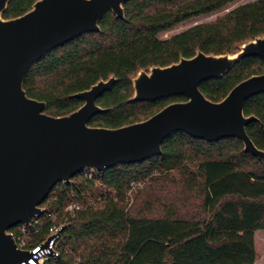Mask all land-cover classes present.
<instances>
[{
    "label": "trees",
    "instance_id": "trees-1",
    "mask_svg": "<svg viewBox=\"0 0 264 264\" xmlns=\"http://www.w3.org/2000/svg\"><path fill=\"white\" fill-rule=\"evenodd\" d=\"M36 1L11 0L2 18L22 16ZM237 1L129 0L123 6L124 19L109 11L98 24L99 32L84 33L35 63L23 89L28 98L46 104L47 115L60 117L82 105L74 94L114 76L113 88L96 101L105 112L88 125L116 129L143 121L185 99L130 102V79L138 70L169 66L197 51L234 54L240 45L264 36V0H255L213 21L159 38ZM263 72L260 58L247 57L199 89L208 100L219 102L239 82ZM244 115L257 119L246 126V133L264 151V94L245 102ZM156 174L160 176L154 178ZM147 178L152 185L127 208L131 183ZM86 196L100 200L101 205L84 207L68 220L60 256L50 264H254V237L264 232V158L245 153L236 138L208 143L174 133L162 143L159 156L117 165L95 173L92 179L80 173L70 185L58 183L42 207L54 213L73 198L81 201ZM40 219L34 244L52 224L47 215Z\"/></svg>",
    "mask_w": 264,
    "mask_h": 264
},
{
    "label": "water",
    "instance_id": "water-1",
    "mask_svg": "<svg viewBox=\"0 0 264 264\" xmlns=\"http://www.w3.org/2000/svg\"><path fill=\"white\" fill-rule=\"evenodd\" d=\"M10 1L0 0V264L29 259L31 253L17 249L8 230L43 215L40 206L58 183L70 185L85 170L104 172L159 156L162 143L174 133L208 143L236 138L245 153L264 158L246 133V126L257 119L244 115L245 102L264 94V72L239 82L219 102L208 100L199 89L244 58L264 62V36L240 45L234 54L197 51L169 66L138 70L130 79V102L185 101L116 129L91 127L90 119L105 112L96 101L113 88L114 76L74 94L82 105L60 117L47 115L44 102L28 98L23 83L46 54L84 33L99 32L107 12L124 19L123 6L129 0H37L22 16L5 20L2 14ZM50 240L35 251L47 248Z\"/></svg>",
    "mask_w": 264,
    "mask_h": 264
},
{
    "label": "built area",
    "instance_id": "built-area-1",
    "mask_svg": "<svg viewBox=\"0 0 264 264\" xmlns=\"http://www.w3.org/2000/svg\"><path fill=\"white\" fill-rule=\"evenodd\" d=\"M82 173L86 179H92L97 172L94 170H85ZM137 185H139V183L132 182L131 189L135 188ZM114 196L115 194L112 193L111 198L113 199ZM97 205H101V201L91 196H86L81 201H77L73 198L65 208L54 213H49L47 208L41 205V209L45 210L43 215H47V219L51 221L52 224L48 228L47 234L36 244H34V239L40 234V217L43 215L35 216L28 224L18 225L8 230V233L14 239L17 249L31 253L29 259L21 264H50V262L56 261L60 256L59 247L62 242L63 230L66 228L68 220L74 217L75 212L82 210L84 207L92 208ZM59 216H61V219H59ZM49 237H51V240L48 243V247L35 251L37 248L41 247Z\"/></svg>",
    "mask_w": 264,
    "mask_h": 264
},
{
    "label": "rangeland",
    "instance_id": "rangeland-1",
    "mask_svg": "<svg viewBox=\"0 0 264 264\" xmlns=\"http://www.w3.org/2000/svg\"><path fill=\"white\" fill-rule=\"evenodd\" d=\"M253 1H255V0H238L236 3L227 6L224 10H222L216 14L192 20L188 23H185V24L177 27L176 29H174V30H172L166 34H161L159 36V38L160 39H166V38H169L170 36H172L174 34L182 32V31H184V30H186V29H188V28H190L196 24L207 23V22L213 21L217 17L231 11L235 7L246 4V3H250ZM159 176L160 175L156 174L154 176V178L159 177ZM171 176L174 179L178 178L175 172H172ZM151 181L152 180L149 178L142 180V181H139V182H137V183H139V185H137L133 189H130L127 192L126 197H125V202L127 204V208L133 207L136 204V199L140 196L141 193H143L145 191V188H149L150 185H152ZM100 188L102 189V187H100ZM254 240H255V249H256V260H255L254 264H264V232H261V231L256 232Z\"/></svg>",
    "mask_w": 264,
    "mask_h": 264
}]
</instances>
